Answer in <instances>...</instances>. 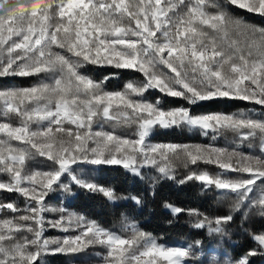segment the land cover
<instances>
[{
    "label": "snow or ice",
    "instance_id": "6c2138e0",
    "mask_svg": "<svg viewBox=\"0 0 264 264\" xmlns=\"http://www.w3.org/2000/svg\"><path fill=\"white\" fill-rule=\"evenodd\" d=\"M238 8L264 18V0H0V78H33L28 87H0V264H47L49 255L104 248L103 264H254L264 259V27L234 14ZM238 39L230 43L225 37ZM88 66L142 74L121 90L88 73ZM164 97L189 106L218 99L260 106L240 112L196 113L180 106L165 110ZM147 94V95H146ZM189 127L213 139L231 132L234 147L151 143L155 128ZM133 129L132 137L121 134ZM18 142V143H14ZM254 142H258V145ZM258 146L259 155L240 150ZM37 157L46 171H29ZM176 161L187 170L177 182H200L234 196L230 211L209 216L169 202L173 216L194 219L186 246H166L135 223L117 234L83 215L52 207L55 193L73 188L111 202L131 199L95 180L81 165H119L153 188L177 180ZM220 170L210 174L199 164ZM234 173L235 178H230ZM23 199V208L11 196ZM47 213L57 214L49 219ZM126 219V218H125ZM237 231L253 243L238 257L215 255L211 242L227 243ZM47 228L75 235L48 237Z\"/></svg>",
    "mask_w": 264,
    "mask_h": 264
},
{
    "label": "trees",
    "instance_id": "16d2710c",
    "mask_svg": "<svg viewBox=\"0 0 264 264\" xmlns=\"http://www.w3.org/2000/svg\"><path fill=\"white\" fill-rule=\"evenodd\" d=\"M231 11L239 16H245L250 22L258 27H264V18L258 14L246 13L244 10L232 8ZM238 37L229 35L225 37V41L230 43ZM88 73L97 80H103L105 76H111L112 70L99 66H88ZM142 74L131 71H121L116 76H111L107 81L108 90H121L128 81H140ZM38 81L33 78H0V87H28ZM147 95V94H146ZM155 97H160L161 106L167 110L170 108L186 106L190 107L196 113H233L245 111L255 107L257 115L261 112L260 106H254L245 101L218 99L213 101L201 102L196 106H189L181 98L164 97L158 91L153 90L147 98L149 101ZM121 134L132 137L133 129L122 128L119 130ZM235 137L231 132L223 134L213 139V134L209 133L205 136L200 130L189 127H174L170 129L155 128L154 133L150 137L153 143H175L225 147L232 146ZM18 143V142H14ZM258 145V142H254ZM246 154L251 152L259 155L258 146L249 149L246 145L241 149ZM51 162L45 158L37 157L28 162V170H48ZM200 170H207L210 174H217L220 170L212 164H199ZM186 169L180 161H176L177 180L161 179V181L153 188L147 177L157 175L155 169H145L146 178L141 179L125 170L122 166H85L81 165L80 174L84 179L95 180L101 185L113 188L122 197L137 196L143 199L142 205H136L131 199H121L111 202L100 194L91 193L81 188H73V195L65 196L62 193L53 194L46 202L52 207H64L69 213L83 215L89 220H95L101 226L116 232L117 234H130V227L135 223L142 230L152 233L157 237L158 242L169 245L182 244L186 246L193 236H202L204 233H197L192 227L194 219L187 215L175 217L169 209L163 207L165 202H169L183 209H198L209 216L225 214L231 209L234 196L224 191L214 188L206 189L202 187L200 182L189 181L180 184L177 181L182 178ZM234 173H229L230 178H235ZM7 177L0 174V179ZM256 189L258 194L264 185H259ZM0 198H4V194L0 192ZM14 199L23 208V199L13 194ZM48 218H55L57 214L47 213ZM126 218V219H125ZM253 226L257 229L264 226V221L258 218L253 219ZM233 231L236 233L233 238L224 243L219 244L211 242V247L216 249L215 255L219 256L221 252H227L230 257H238L244 251L253 246L252 241L242 232L237 231L235 226ZM49 232L57 233L56 229H50ZM64 256V255H62ZM51 264H60L61 255H49ZM254 264H264V259L259 257L254 259Z\"/></svg>",
    "mask_w": 264,
    "mask_h": 264
},
{
    "label": "rangeland",
    "instance_id": "374dc122",
    "mask_svg": "<svg viewBox=\"0 0 264 264\" xmlns=\"http://www.w3.org/2000/svg\"><path fill=\"white\" fill-rule=\"evenodd\" d=\"M153 133H154V131H153ZM209 133H211V132H209ZM149 140H150V138H149ZM151 143H153V142H151ZM85 166H88V165H85ZM37 171H39V170H37ZM42 171H46V169L42 170ZM56 218L57 217H55L53 219H56ZM49 219H51V218H49ZM50 229H54V228H47L45 235L48 237H63L65 235H75L76 234L75 232L64 233L59 229H56L57 233H54V232H49ZM161 244H164L166 246H183L182 244H177V245H169V244H165V243H161ZM105 251L106 250L104 248H101V247H90L82 253L67 254L64 256L61 255V257H60L61 263L60 264H103L102 256L105 254ZM48 260H50L49 256L46 257V261H47V264H51L50 262H48Z\"/></svg>",
    "mask_w": 264,
    "mask_h": 264
}]
</instances>
